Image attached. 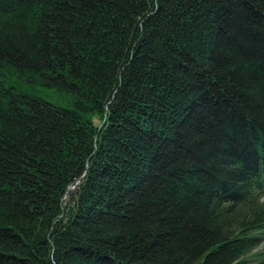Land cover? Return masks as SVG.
I'll return each instance as SVG.
<instances>
[{"label": "trees", "instance_id": "1", "mask_svg": "<svg viewBox=\"0 0 264 264\" xmlns=\"http://www.w3.org/2000/svg\"><path fill=\"white\" fill-rule=\"evenodd\" d=\"M263 242L264 0H0V264H264Z\"/></svg>", "mask_w": 264, "mask_h": 264}, {"label": "rangeland", "instance_id": "2", "mask_svg": "<svg viewBox=\"0 0 264 264\" xmlns=\"http://www.w3.org/2000/svg\"><path fill=\"white\" fill-rule=\"evenodd\" d=\"M32 93L34 95H36L37 97L42 98V99L46 100L47 102H50L54 105L61 106V107L68 106V97L65 94H57L56 95L53 93V90L44 89V88H35L32 91ZM94 123H95V125H98L99 121L97 119H94ZM73 192H71V194ZM71 194H70V198L68 197L69 199H66V200H68V202L66 200H64V204H63L64 207H66L68 205V203L70 202ZM65 201H66V203H65ZM262 247H264V242L261 245V248Z\"/></svg>", "mask_w": 264, "mask_h": 264}, {"label": "water", "instance_id": "3", "mask_svg": "<svg viewBox=\"0 0 264 264\" xmlns=\"http://www.w3.org/2000/svg\"><path fill=\"white\" fill-rule=\"evenodd\" d=\"M81 179H82V177H80L79 179H77L75 182H73L72 184H70V185H68L67 186V188H66V192H65V194H64V198H63V202H64V200H66L67 199V196H68V191H69V189H70V187H72L74 184H76V185H78V183L81 181ZM76 185H75V187H76ZM77 188V187H76ZM76 188H75V190H76ZM64 204V203H63ZM63 207V206H62Z\"/></svg>", "mask_w": 264, "mask_h": 264}, {"label": "bare ground", "instance_id": "4", "mask_svg": "<svg viewBox=\"0 0 264 264\" xmlns=\"http://www.w3.org/2000/svg\"><path fill=\"white\" fill-rule=\"evenodd\" d=\"M76 187H77V185H76ZM76 187H75V186L70 187V189H69V191H68L67 199H69V198H68L69 195L71 194V192H73V191L75 190ZM66 201H68V200H66ZM66 201H65V202H66Z\"/></svg>", "mask_w": 264, "mask_h": 264}]
</instances>
